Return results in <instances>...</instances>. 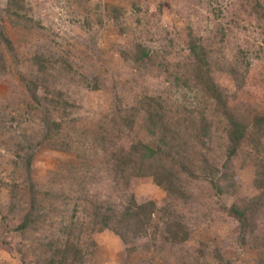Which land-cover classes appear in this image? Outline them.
Returning <instances> with one entry per match:
<instances>
[{"label":"rangeland","instance_id":"374dc122","mask_svg":"<svg viewBox=\"0 0 264 264\" xmlns=\"http://www.w3.org/2000/svg\"><path fill=\"white\" fill-rule=\"evenodd\" d=\"M247 2L0 0V264L60 262L45 242L36 251L30 246L47 228L21 232L19 211L7 212L10 186L26 174L24 159L29 155L36 186L58 189L69 200L66 206H62L65 199L58 200L56 206L68 221L74 219L73 189L79 183L55 174L65 176L84 156L92 171L84 196L90 193L94 202L117 209L128 196L138 203L153 201L182 216L187 226L188 237L173 242L163 219L152 216L151 225L157 228L123 241L109 229L96 231L82 223L79 241L86 252L82 264H264V127L260 131L252 126L256 115L264 116V20L250 12ZM2 38L11 41L12 52ZM188 40L204 47L210 68L205 75L218 87L224 108L247 126L245 139L230 157L228 119L217 104L220 101L185 73L190 71L186 64L192 62ZM139 45L150 51L144 63L131 59L140 53ZM39 56L47 62L43 75L35 63ZM39 75L45 83L40 101H35L26 84ZM154 100L185 105L195 111L194 120L202 113L211 125L210 138L187 135L183 148L168 137L174 146L171 157L155 162L178 173L184 198L176 191L167 192L151 175L131 176L115 185L114 173L99 153L100 144L91 138L120 102L131 112L137 107L140 111L136 126L131 132L123 129L116 143L127 148L140 141L167 153L166 131L160 122L158 127L149 125L142 107ZM60 102H67V107L54 105ZM48 115L61 124L51 138L45 136L43 121ZM185 157L195 165L192 175L179 170ZM205 161L217 168L215 178L226 172L221 188L206 181ZM235 202L246 210L244 226L229 211ZM82 217L78 212L77 220Z\"/></svg>","mask_w":264,"mask_h":264},{"label":"trees","instance_id":"16d2710c","mask_svg":"<svg viewBox=\"0 0 264 264\" xmlns=\"http://www.w3.org/2000/svg\"><path fill=\"white\" fill-rule=\"evenodd\" d=\"M242 5L244 4L242 3ZM247 5L250 7V12H252V14L255 13L257 18L264 20V2L260 0H248ZM219 33L223 38L224 29H221ZM2 39L3 44L12 52L13 44L11 41L6 38ZM186 43L192 55V62H190L189 65L186 64V68L190 71L186 70L185 73H191L195 86L204 90L206 94L211 96L216 102L220 101L217 102V104L223 107V113L228 119L226 139L227 154L230 157L236 153L239 144L245 139L247 126L234 119L232 114L224 108L225 104L221 102L222 99L218 87L210 82V79L205 75L209 72L210 68L204 47L192 40H188ZM139 48L140 53L135 54L131 59H133L135 63H144V61L150 58V51H147L143 46ZM42 58V56H39V58L35 60L38 66L37 71L41 73L40 75L45 74L44 72L47 70V62L45 63ZM40 75L39 77L35 76L33 80L30 79L26 84L30 97L35 101H40L39 90L45 83V79ZM176 79L177 77L175 76V80ZM185 81H187L186 76ZM152 99V97L148 98L149 101ZM154 101L155 102H143L144 105L142 107L147 115L149 125L158 127L156 122H160V125L163 127L162 129L166 131L167 135L162 137L169 148L167 153L162 154L161 150H158L159 148L140 141L128 144L127 148L116 143V141L120 139V136L123 135V129H127L130 132L133 130L136 126V114L140 111V107H137L133 108L131 112L129 110L130 108L128 109L125 106H120V102L119 104L118 102L115 104L114 114H110L111 116L109 115L106 117L105 120L97 126L91 138L93 141L100 144L99 151L102 152L99 153L105 165L110 167V170L114 173L115 185H119L120 180H127L131 176L151 175L154 182L157 185L165 187L167 192L176 191L184 198L185 193L182 191V186L177 176L178 173L174 175L171 168L172 166L164 167L163 164L157 165L155 162L163 160L164 157H171L170 149L174 146L172 144L169 145V142H167L168 137H170L172 141L177 142L175 144H179V147L183 148V146L187 145V135H189L188 137L197 135L201 138H210L211 125L202 113L200 117L194 120L193 112L195 111L188 109L185 105L179 104L173 106V103ZM37 103L41 104V102ZM62 104L65 106L67 102H60L54 105L60 106ZM65 107H67V105ZM43 121L47 132L45 136L47 137L51 138L53 136V129H61V124L51 119L49 115L48 117H44ZM252 126L261 131L264 127V116L256 115L252 121ZM183 128L184 130L182 131ZM184 133L186 134L184 135ZM40 143H42V141ZM201 143L205 144V141L202 140ZM157 154L158 156L156 157ZM24 160L26 162V174L21 181H13L11 184L10 204L7 207V212L12 210L19 211L20 215L17 229L21 232H37L41 227L47 228L48 232L43 231L44 235L31 241L30 246L33 251H36L39 247H43V243L45 242L44 245L53 252L55 256L60 258L59 264H82L84 262L86 255L85 247H83L79 241V232L83 229L79 226L82 223H86L88 227L90 226L91 229H96V231L109 229L123 241H126L131 234L138 235L142 232H148V228L152 226L157 228L156 225H151L153 220L152 216H155L158 219H163L162 223L165 225V229L173 242L184 241L188 237L187 226L184 224L183 217L179 216V214H174L169 208H158L153 201L138 203L133 196H128L125 200V204L122 205L120 209H117L116 207L103 205L100 202H94L95 200L89 196L90 193L84 196L83 192L86 190V181L88 177L92 175L90 163H87V159L84 156H79V166H74V169L68 174H65V176L62 174H55L56 176L65 177L64 179H66L67 182H72L73 184L79 183V185L73 189L77 192V195L75 194V196L72 197L75 203L72 206L71 217L74 219L68 221L63 210H59L58 207H56L60 204L58 200L62 199H65L62 206L68 205L69 200L67 197L58 193V189L51 190L46 188L45 190L41 188L40 190L30 177V155ZM151 163H153L154 166ZM205 164L209 167L208 171H203L206 181L212 186L214 184L216 188H218V186L220 187V181L227 179L226 172L215 178L217 168L209 166L207 161H205ZM179 165L181 167L179 169L180 171L192 175V169L195 165H193V162L188 161L187 157L181 160ZM255 175L256 178L259 179L258 182L263 183V180L258 178V173ZM68 177L69 179H67ZM215 180L217 182H215ZM257 187H259L258 183ZM220 188L219 190H221ZM87 196L90 198H87ZM18 198L19 200H17ZM14 202L17 204H14ZM26 202H28V208L24 207ZM229 211L244 226L243 219L246 210L240 209L235 202L229 206ZM78 212L83 215L82 218L84 219L82 221L79 220L80 222L77 220ZM0 213H2L1 209ZM152 238L154 239V237ZM41 264H49V262L42 260Z\"/></svg>","mask_w":264,"mask_h":264}]
</instances>
